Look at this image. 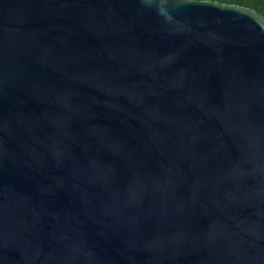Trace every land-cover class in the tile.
<instances>
[{
    "label": "water",
    "instance_id": "obj_1",
    "mask_svg": "<svg viewBox=\"0 0 264 264\" xmlns=\"http://www.w3.org/2000/svg\"><path fill=\"white\" fill-rule=\"evenodd\" d=\"M0 264H264V14L0 0Z\"/></svg>",
    "mask_w": 264,
    "mask_h": 264
},
{
    "label": "trees",
    "instance_id": "obj_2",
    "mask_svg": "<svg viewBox=\"0 0 264 264\" xmlns=\"http://www.w3.org/2000/svg\"><path fill=\"white\" fill-rule=\"evenodd\" d=\"M223 2L241 4L251 8H254L264 14V0H220Z\"/></svg>",
    "mask_w": 264,
    "mask_h": 264
}]
</instances>
